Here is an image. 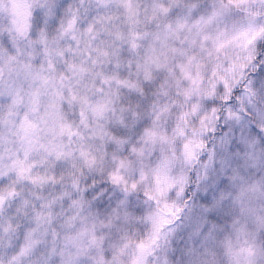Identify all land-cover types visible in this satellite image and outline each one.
Instances as JSON below:
<instances>
[{
	"label": "snow or ice",
	"instance_id": "6c2138e0",
	"mask_svg": "<svg viewBox=\"0 0 264 264\" xmlns=\"http://www.w3.org/2000/svg\"><path fill=\"white\" fill-rule=\"evenodd\" d=\"M0 264H264V0H0Z\"/></svg>",
	"mask_w": 264,
	"mask_h": 264
}]
</instances>
